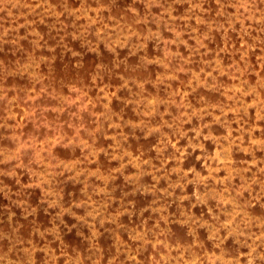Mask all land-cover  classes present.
Returning a JSON list of instances; mask_svg holds the SVG:
<instances>
[{
    "label": "rangeland",
    "instance_id": "374dc122",
    "mask_svg": "<svg viewBox=\"0 0 264 264\" xmlns=\"http://www.w3.org/2000/svg\"><path fill=\"white\" fill-rule=\"evenodd\" d=\"M0 264H264V0H0Z\"/></svg>",
    "mask_w": 264,
    "mask_h": 264
}]
</instances>
